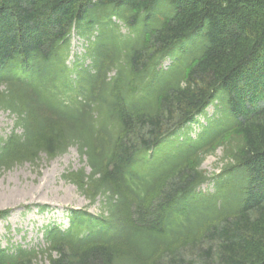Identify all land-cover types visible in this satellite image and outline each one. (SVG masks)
<instances>
[{
  "label": "trees",
  "instance_id": "obj_1",
  "mask_svg": "<svg viewBox=\"0 0 264 264\" xmlns=\"http://www.w3.org/2000/svg\"><path fill=\"white\" fill-rule=\"evenodd\" d=\"M3 108L0 171L76 146L111 196L0 264H195L158 256L199 237L202 264H264V0H0Z\"/></svg>",
  "mask_w": 264,
  "mask_h": 264
},
{
  "label": "rangeland",
  "instance_id": "obj_2",
  "mask_svg": "<svg viewBox=\"0 0 264 264\" xmlns=\"http://www.w3.org/2000/svg\"><path fill=\"white\" fill-rule=\"evenodd\" d=\"M77 43H73L74 50ZM76 51L84 52V49L78 48ZM164 65L168 66L169 61ZM213 111L214 108L209 107L210 115ZM17 121L18 117L10 110L0 109V143L9 142L12 146V134L22 133L21 129H16ZM201 122L205 124L204 119ZM200 131V126L195 125L191 134L196 137ZM227 162L223 149L219 148L205 159L201 170L213 176L221 173ZM89 174L86 159L81 157L76 146L55 156L42 153L37 158L27 156L24 160L17 159L3 168L0 171V247L11 250L17 246L48 249L50 244L46 230L54 227L67 229L73 211L108 216L106 200L111 195L97 196L94 186L86 184L84 180L85 175ZM202 188L206 190L208 185ZM212 188L210 186L207 190L211 191ZM132 212L131 205H125L122 213L124 220H131ZM209 247L203 237L190 239L173 247L170 255L164 252L158 259L167 262L171 256L180 255L195 264H202L199 250Z\"/></svg>",
  "mask_w": 264,
  "mask_h": 264
}]
</instances>
